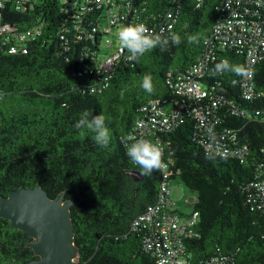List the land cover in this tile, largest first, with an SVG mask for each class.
<instances>
[{
    "label": "trees",
    "instance_id": "1",
    "mask_svg": "<svg viewBox=\"0 0 264 264\" xmlns=\"http://www.w3.org/2000/svg\"><path fill=\"white\" fill-rule=\"evenodd\" d=\"M106 1L0 0V23L11 33L40 32L25 43L26 53L12 54L10 47L19 41L0 37V194L39 185L50 199L63 194L64 200L75 201L70 220L77 264H155L144 249L147 231L132 223L156 203L164 177L168 182L178 178L196 194L198 237L183 244L190 262L225 256L230 264H264V198L251 186L264 183V57L254 70L260 97L242 102L244 45L235 42L219 52L214 40L215 27L227 15L226 0H108L118 18L113 25L106 18ZM242 1L262 23L264 4ZM168 12L174 22L162 32ZM141 22L165 37L179 36L181 43L172 45L169 39L167 50L157 47L135 61L124 60L130 56L124 49L111 70L100 69L121 47L119 29ZM189 35L199 43H188ZM209 50L214 62L203 81L215 92L204 104L217 95L222 104L234 101L236 114H246L236 115L224 104L209 129L234 131L238 144L248 148L247 163L206 156L198 143L203 131L192 114L184 113L182 125L159 135L167 169L141 176L122 139L132 136L143 106L176 99L168 81L185 74ZM225 59L243 74H213ZM145 75L152 78V94L141 87ZM85 111L104 115L107 147L96 144L92 131L74 127ZM31 241L0 217V264L37 259Z\"/></svg>",
    "mask_w": 264,
    "mask_h": 264
},
{
    "label": "built area",
    "instance_id": "2",
    "mask_svg": "<svg viewBox=\"0 0 264 264\" xmlns=\"http://www.w3.org/2000/svg\"><path fill=\"white\" fill-rule=\"evenodd\" d=\"M95 1L99 4L104 3V0ZM121 1L126 2L127 0ZM256 4L261 6L264 4V0H256ZM245 5H249V2L226 0L224 7L227 15L215 27L214 40L217 41L216 49L219 52H224L228 46L235 42L243 43L246 66L239 99L242 102H252L260 97V93L255 90L254 70L255 65L264 57V21L262 23L255 21L254 13H251ZM105 6L110 8L106 13V18L109 25H113L118 22V18L113 13L112 4L108 0ZM166 19V24L161 28L162 32L172 28L174 20L171 12H168ZM11 31L13 30L7 25L0 23V37L10 35L21 44L18 43L10 47L12 54L19 51L26 53L25 43L40 34L38 29L22 34H14ZM208 44L212 45V41H209ZM122 54H124V49L119 47L117 53L105 58L99 68L103 71L111 70L115 61ZM124 60L130 59L124 57ZM213 62L214 56L209 50L204 56L198 58L185 74L178 76L174 81H168L176 99L150 101L143 106L139 110L140 118L135 122L132 136L153 141L163 149L164 157L165 148L159 140V135L174 132L183 124V114L188 113L192 114L198 123V128L204 133L200 136L198 143L206 156L233 158L240 164H246L249 156L248 148L238 144L233 135L234 131L227 130L220 134L209 129L219 121V110L224 104L229 106L235 114L238 109L232 100L222 104V98L217 95L212 99V102L204 104V101L215 92L214 86L209 87L203 81V78L211 71ZM256 114L259 113L256 112ZM236 115L245 116L246 114L242 110ZM166 169L167 164L162 161L161 170L165 171ZM251 186L256 188L260 197L264 198V183H255ZM170 193L169 182L164 177L159 186L156 203L132 223L135 229L141 228L147 231L146 239L143 242L144 249L154 258L155 264H230L225 256L212 257L205 262H190L184 253L183 244L186 240L198 237L194 229L199 222V215L194 209L186 216L180 215L175 210V203L170 200Z\"/></svg>",
    "mask_w": 264,
    "mask_h": 264
},
{
    "label": "water",
    "instance_id": "3",
    "mask_svg": "<svg viewBox=\"0 0 264 264\" xmlns=\"http://www.w3.org/2000/svg\"><path fill=\"white\" fill-rule=\"evenodd\" d=\"M75 205L64 200L63 194L50 199L39 185L0 194V217L32 239L28 246L37 259L26 264H77L70 220Z\"/></svg>",
    "mask_w": 264,
    "mask_h": 264
},
{
    "label": "clouds",
    "instance_id": "4",
    "mask_svg": "<svg viewBox=\"0 0 264 264\" xmlns=\"http://www.w3.org/2000/svg\"><path fill=\"white\" fill-rule=\"evenodd\" d=\"M122 49L129 53V59L135 61L145 53L160 47L161 51L167 50L169 39L172 45H179L181 39L175 34L170 37L163 36V33H155L147 27L145 23H134L122 26L117 34ZM188 43H199L195 35L188 36ZM224 72H233L238 75L243 74L240 66L232 65L227 59L220 61L215 65L213 74H223ZM141 87L149 94L154 92L152 78L145 75ZM2 98V94H0ZM76 129H88L92 131L97 145L107 147L110 141L109 129L105 124L103 114L91 115L85 111L81 118L74 124ZM126 148V155L132 164L140 169L141 176H151L162 167L163 149L156 143L145 138H136L128 136L122 139Z\"/></svg>",
    "mask_w": 264,
    "mask_h": 264
},
{
    "label": "rangeland",
    "instance_id": "5",
    "mask_svg": "<svg viewBox=\"0 0 264 264\" xmlns=\"http://www.w3.org/2000/svg\"><path fill=\"white\" fill-rule=\"evenodd\" d=\"M169 187L171 189L170 200L175 203V210L182 215L191 213L196 200V194L190 192L178 178L171 180Z\"/></svg>",
    "mask_w": 264,
    "mask_h": 264
}]
</instances>
